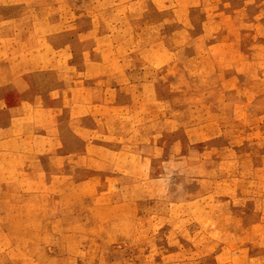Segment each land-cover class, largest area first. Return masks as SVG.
<instances>
[{
  "label": "crops",
  "instance_id": "obj_1",
  "mask_svg": "<svg viewBox=\"0 0 264 264\" xmlns=\"http://www.w3.org/2000/svg\"><path fill=\"white\" fill-rule=\"evenodd\" d=\"M233 1L0 0V264H140L121 251L150 234L140 219L174 232L175 177L194 186L192 206L258 195L240 172L264 170L258 140L222 123H246L264 88V0ZM189 58L220 77L223 100L189 86ZM240 214L210 210V233L232 243L209 240L206 264H264V237L250 245Z\"/></svg>",
  "mask_w": 264,
  "mask_h": 264
},
{
  "label": "rangeland",
  "instance_id": "obj_2",
  "mask_svg": "<svg viewBox=\"0 0 264 264\" xmlns=\"http://www.w3.org/2000/svg\"><path fill=\"white\" fill-rule=\"evenodd\" d=\"M234 6L238 4V0L233 1ZM249 13V19L254 15L255 10L250 9L248 10ZM174 29V27H172ZM248 35H246L245 42L244 43V50L247 52L248 49H251L253 44L255 42L252 40V36L250 31L247 32ZM191 47L189 48L190 53L192 51H195L197 49L196 43L190 44ZM178 61H181V59H176L174 61V64L180 65ZM183 64L185 66H188L189 68V86L192 87H198L203 88L204 96L211 97V98H219L224 99L223 92L218 93L216 89H213L215 85H217L220 82V77L207 73L208 71V63L203 62L201 65H198L197 59H183ZM207 65V66H206ZM210 67V65H209ZM205 71L199 72L198 69ZM177 68L173 65L171 74H169L166 79L170 82L179 83L177 80L178 74L176 73ZM263 80L260 82L262 85H264V77ZM239 92V93H238ZM241 91H232V101L238 100V97L240 95ZM253 96L256 98V101H254L250 105V111L251 114L248 117V120L246 123L242 122L243 120H236L232 123L224 122L222 123L224 126V130L227 131V133L230 130V126L232 125V130L234 131L236 127L239 125H247L248 127H251V130L254 134V141L257 139L258 144H254L251 148L252 155L254 159V163H264V158L261 161L262 153H264V139L262 140V137H264V88L253 91ZM234 117L240 118V113L237 112V115H232V119ZM223 144V143H222ZM262 148V149H261ZM263 151V152H261ZM257 161V162H256ZM226 170V169H225ZM225 170H221V175H226ZM242 174H244L245 177L253 176V184L250 186L252 188V194H258L256 197H254L253 200L250 201H237L235 204L230 203L225 204L222 202H215L210 201V197L206 199L204 202L199 203V205H193L192 203H184L182 200L184 197L188 196L189 190L194 189V186L191 184H185L184 181H182L180 178L175 177L174 182L175 185L173 186L172 193L170 199H172V211L174 214H179L180 216H176L173 219V233L165 234L164 228L162 231L160 230V226H167L168 222H165V219H154L150 218H144L138 220V226L141 227H149L150 234L146 233H140V240L138 241L140 244L138 247L140 249H126L125 251H121L123 253V258H132L137 257L138 261H140V264H206L207 261L210 262V259L212 257V250L210 247V244L208 243L209 240H212L213 237L215 239H219L223 244L224 243H232V238L230 235H224V234H212L210 233V230H212L211 227L216 226V222L214 221H220L219 218L213 219L210 218V210H232V212L235 214V212L241 213L240 215L244 216V222L245 225L253 226L254 228L251 230L252 232L248 235V241L249 244L255 245L257 243L262 242V237H264V232L262 233V226L264 224V219L261 212L264 211V202H261V200L264 198V170H244L240 171ZM234 173V171H232ZM237 174L236 171L234 173ZM232 190L234 191V188L232 187ZM243 190V192L238 190V194L242 195L244 193H247L248 186H246V190ZM232 191V192H233ZM225 204V205H224ZM168 208V207H167ZM202 209H205V217L196 219V217H192V212L200 211ZM157 213L164 210V205H158L155 207ZM141 210L144 213H148L150 208L147 205H141ZM182 213L190 215L189 217L183 216ZM194 214V213H193ZM229 222L230 219L226 218V222ZM222 224V219L221 222ZM235 222H232L234 224ZM238 224V222H237ZM196 226H200L199 229H196ZM218 226V223H217ZM168 227V226H167ZM202 227L204 229H202ZM156 231V234H153L152 231ZM148 237L147 239L145 237ZM148 240H150L148 242ZM134 242H137L136 240ZM144 245V246H142ZM148 245H151V251H148ZM145 247L147 249L143 250ZM256 254V251H253V255ZM116 255V254H113ZM122 256V254H121ZM147 257V260H146ZM134 258V259H135Z\"/></svg>",
  "mask_w": 264,
  "mask_h": 264
}]
</instances>
